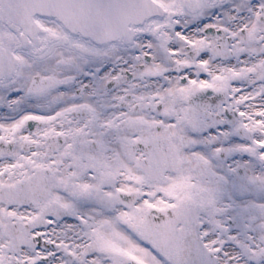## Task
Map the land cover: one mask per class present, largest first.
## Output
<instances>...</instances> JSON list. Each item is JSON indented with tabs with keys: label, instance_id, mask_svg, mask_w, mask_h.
<instances>
[{
	"label": "snow or ice",
	"instance_id": "6c2138e0",
	"mask_svg": "<svg viewBox=\"0 0 264 264\" xmlns=\"http://www.w3.org/2000/svg\"><path fill=\"white\" fill-rule=\"evenodd\" d=\"M0 264H264V0H0Z\"/></svg>",
	"mask_w": 264,
	"mask_h": 264
}]
</instances>
